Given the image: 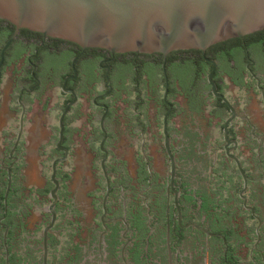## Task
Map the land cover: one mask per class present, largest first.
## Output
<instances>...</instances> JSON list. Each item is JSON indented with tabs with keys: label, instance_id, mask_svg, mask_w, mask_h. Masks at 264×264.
<instances>
[{
	"label": "flooded vegetation",
	"instance_id": "flooded-vegetation-1",
	"mask_svg": "<svg viewBox=\"0 0 264 264\" xmlns=\"http://www.w3.org/2000/svg\"><path fill=\"white\" fill-rule=\"evenodd\" d=\"M7 24H0V49L14 31L13 26L9 24L11 29ZM9 29L11 34L5 41L4 32ZM236 39L239 40L237 49L232 48L235 43L231 40L235 39H231L222 42L226 45L222 50L210 51L207 56L205 51L203 56L200 53L203 65L193 68L190 63L195 56L182 55L168 66H165L166 56L158 67L155 57H147L152 55L81 49L18 30L4 50L0 65V80L7 75L11 89L9 119L16 123L11 132L2 134L0 144V264H264V196L260 197L264 182H246L242 195L250 210H245L238 196L242 181L236 179L240 182L237 193L240 202L233 205L234 208L230 206V210L229 198L218 197L222 190H227L229 181L213 173L218 151H222L225 163L234 165L227 154L238 159L235 153L240 149L248 155L249 170L254 171L245 170L238 159L246 176L264 178V29ZM181 59L185 65L181 64ZM210 73L215 92L234 110V117L226 126V137L234 141L235 146L224 144L222 140L223 123L231 113L219 98L211 95L207 83ZM53 89L58 91L60 109L54 137L51 131L48 138L55 152L50 166L56 160H64L55 163L54 177L58 183L52 209L55 217L45 233L43 252L42 232L51 218L48 211L52 204L49 197L53 189L51 168L47 177L51 186L45 193L47 199L43 201L45 196L41 193L34 194L32 204L39 212L32 226H25L24 220L29 214L21 209L26 196H22L20 185L22 136L23 124L32 106H39L46 92ZM233 89L242 92L247 100L256 99L257 103L250 106L244 101L238 108L235 99L226 96ZM177 99L181 101L175 103ZM125 100H131V114L122 127L127 136L140 140L149 133L156 142L155 153L161 159L162 176L150 171L149 158L143 155L142 140L134 155V177L124 181L119 163L108 160V144L118 132L116 106L118 102L124 104L125 113L129 109ZM81 102L85 103L83 114L79 112ZM143 108L152 111L150 122L144 119ZM63 112L62 139L58 143V119ZM181 115L188 122H182ZM194 115L200 126L193 121ZM79 116L85 119L83 125L89 126V138L84 144L91 147L90 143L97 142L94 153L102 154L99 164L104 157L100 146L106 152L104 168L108 191L100 171L102 189L85 195L89 206L86 214L71 210L69 217L74 222L66 221L60 226L57 222L69 208L60 195L65 175L60 169L70 156L73 137L79 136V131L76 133L69 128ZM163 121L174 160L173 177L163 148ZM199 127L205 133L199 132ZM212 131L219 132V143L207 138ZM190 150L193 155L179 158ZM38 152L40 155L42 146ZM191 166L194 171H190ZM251 186L254 190H249ZM97 191H101L99 196H95ZM42 202L46 205L44 209L40 208ZM88 212L89 224H81L79 220H85ZM248 221L253 226L246 225ZM61 237L66 238V242L58 251Z\"/></svg>",
	"mask_w": 264,
	"mask_h": 264
},
{
	"label": "water",
	"instance_id": "water-1",
	"mask_svg": "<svg viewBox=\"0 0 264 264\" xmlns=\"http://www.w3.org/2000/svg\"><path fill=\"white\" fill-rule=\"evenodd\" d=\"M0 20L14 28L0 49V65L4 50L20 29L68 42L81 49H102L110 54H159L164 59L169 53L178 51L194 50L203 56L210 46L263 30L264 0H0ZM204 60L214 65V62ZM161 69L164 71V62ZM210 76L211 73L207 77V83L211 95L219 98L231 113L223 123L222 140L224 144L235 146L236 143L226 137V126L234 117V110L215 92ZM64 112L58 119V143L62 139L61 122ZM101 125L102 121L100 127ZM20 132L21 121L18 135ZM163 148L169 159L170 175L173 177L174 160L168 148L164 121ZM100 151L104 157L99 166L107 192L108 178L104 168L106 152L101 146ZM227 157L234 163L242 181L238 196L242 200L243 208L250 210L245 206L246 199L242 195L246 182H264V178L249 179L238 159L229 154ZM61 160L64 158L52 162L50 166L53 189L49 192L52 204L48 206V211L51 218L42 232L43 252L45 233L55 217L52 210L58 187L54 177L55 163Z\"/></svg>",
	"mask_w": 264,
	"mask_h": 264
},
{
	"label": "rangeland",
	"instance_id": "rangeland-1",
	"mask_svg": "<svg viewBox=\"0 0 264 264\" xmlns=\"http://www.w3.org/2000/svg\"><path fill=\"white\" fill-rule=\"evenodd\" d=\"M6 73V72H5ZM5 75L0 80V144L2 134L5 132H11L12 129L15 127V122H10L9 117H11V113L9 112L10 105V97L9 93L11 91L9 87V81L5 78ZM201 92L200 90H198ZM226 96L232 97L233 101H235L236 106L240 108L242 102H246L248 105L252 106L257 103L256 99L247 100L246 96L242 92H237V90H231L226 93ZM59 98L57 89H53L49 92H46L44 95L45 99H49V102L53 104V108L55 107V111L52 113V118H46L44 111H36L31 112L27 115V121L23 124V136H22V143H23V150L24 153L22 157V166L20 169L21 180L20 185L23 189L22 196H24L21 209L26 211V214L29 216L24 220L25 226H32L34 221L36 220V216L38 215L39 210L37 207L33 206V198L34 194L37 192L39 195L40 193L45 196L47 190L51 188L49 182L47 181V177L50 173V160L54 156L55 152L51 149V143L48 142L49 132L51 128H55L57 124V117L59 114ZM237 99V100H236ZM126 103L128 102L129 109L124 113L123 109L125 108L124 104L117 103V114L118 124L116 130L118 131L112 140L111 143L108 144L109 147V154L108 160L110 163L112 161H116L119 163V173L120 176L124 181H127L128 178H132L135 176L134 174V165H135V157L134 155L137 153V147L139 143L144 146L143 148V155L149 158V169L151 172H156L159 176L163 175V168L161 165V159L158 154L155 153L156 150V142L150 137L149 133L144 134L142 139L140 140L138 137L135 136H127L124 128L122 127L123 121H126L127 115L131 114V100H125ZM181 100L177 99L174 102H180ZM183 103V101H182ZM180 103V104H182ZM80 113H85V103L81 102V106L79 108ZM143 117L146 121L150 122L153 119V114L151 110L142 109ZM194 122H196L199 126L201 125L197 117L194 115ZM184 115H181L182 122H188ZM177 119V118H176ZM84 117H78L72 124L73 129L79 130V136L73 137L74 143L70 144V156L68 157L67 163L63 166L60 171L62 174H65L67 180L63 184V188L60 190V195L62 198L66 199L67 205H69V210H65V214L61 219L57 222L60 226L66 224V221L72 224L74 221L70 220L69 211L76 210L77 212H82L86 214L88 210L87 199H85V195L88 193H92L96 191L98 188L101 189V184L97 185V182L100 180V170H99V158L97 153H94V150L97 148L96 143H90L87 146L86 141L89 138L88 131L89 126L83 125ZM192 121V119H191ZM92 126V124H91ZM203 128L199 127V132H204ZM112 133V132H111ZM205 133V132H204ZM157 138V137H156ZM159 138V137H158ZM210 142L212 143H219L220 142V135L218 131H212L211 134L207 137ZM96 139V138H95ZM42 146V152L39 155V149ZM1 150V145H0ZM218 160L216 162V169L223 171L225 177L229 181L227 184V190L220 193L222 199L229 198L228 206L237 205L239 202L236 200L235 191L237 190V186L240 182L236 181V177L234 175V165L231 163H225L224 159L222 158V151H218ZM241 162H243L244 169L254 173L253 170H249V164L246 162L248 159V155L243 150H238L235 155ZM220 157L222 159H220ZM91 167L93 169H91ZM190 171H194L193 166L190 167ZM39 171H41L42 175H39ZM194 172L191 173V175ZM99 190V189H98ZM249 190H254V187L251 186ZM31 197L28 198L27 196L30 195ZM101 191H97L95 196H99ZM127 195H125L126 198ZM264 196V192L260 193V197ZM40 199V198H39ZM47 196L42 200L45 201ZM41 201V200H40ZM35 205V204H34ZM45 202L40 204V208L45 207ZM230 207V210L232 209ZM234 208V207H233ZM30 210V212H27ZM73 213V212H72ZM75 214V212L73 213ZM89 212L86 216L85 220H79L81 224H89ZM69 220V221H68ZM77 222V221H76ZM76 224V223H75ZM246 225L253 226L252 222H246ZM66 228V227H65ZM65 230H68L67 228ZM64 230V231H65ZM66 232V231H65ZM66 238H60L58 243L57 250L59 251L62 248L63 244L66 242ZM65 247V245H64ZM58 254V252H57ZM56 254V255H57Z\"/></svg>",
	"mask_w": 264,
	"mask_h": 264
},
{
	"label": "trees",
	"instance_id": "trees-1",
	"mask_svg": "<svg viewBox=\"0 0 264 264\" xmlns=\"http://www.w3.org/2000/svg\"><path fill=\"white\" fill-rule=\"evenodd\" d=\"M2 23H6V22H4V21H1L0 20V24H2ZM8 25V27H11V26H9V24H7ZM11 29H12V27H11ZM27 31V30H26ZM11 34V30L9 29V31L7 30H5V32H4V35H5V41L7 40V38L9 37V35ZM38 35H40V34H38ZM232 41V43H235V44H232L231 46H234V47H232V48H235V49H237V42L239 41L238 39H235V40H231ZM66 43H68V42H66ZM69 44H71V43H69ZM71 45H73V44H71ZM225 46L226 45H224V44H222V43H218V44H215V45H213V46H210L209 48H207L206 50H205V56H207V54L211 51H213V50H222L223 48H225ZM182 55H192V56H195V60L194 61H192L190 64H191V66L193 67V66H197V65H203V61H202V58L200 57V52L199 51H194V50H191V51H178V52H171V53H169L168 55H167V57L165 58V66H168V65H170L171 63H172V61H173V59H175V58H179L180 56H182ZM147 57H155V60H156V62H155V64L159 67V65L161 64V61H162V57L159 55V54H152V56H147ZM183 60L184 59H181V64H184L185 65V63H183ZM185 62V61H184ZM194 68V67H193ZM200 72V71H199ZM204 72V71H203ZM198 77H200L199 76V73H198V75H197V79H198ZM217 101V103H219L218 102V100H216ZM219 105L220 106H222L223 107V104H221V103H219ZM97 155H98V158H101L102 157V154L100 153V152H97ZM190 155H193L192 154V152H191V150L189 151V154H187V155H184V156H181V157H179L180 159H183V158H188V157H190ZM222 158L224 159V157L222 156ZM221 157H220V159H222ZM243 172H245V170L243 169ZM215 175H216V177H225V174H224V172L222 171H220V170H218V169H215L214 170V172H213ZM234 175H235V177H236V179L237 180H240V177L237 175V173H236V170H235V168H234ZM100 180L97 182V185H102V180H101V176H100V178H99ZM67 180V177H66V175H64V178L62 179V181L63 182H65ZM217 183V182H216ZM237 186V190L235 191V196L237 197V193H238V191L240 190V183L238 184V185H236ZM101 189H102V186H101ZM219 191H221V189L219 188ZM218 195V194H217ZM218 197L219 198H221V196L220 195H218ZM236 200L238 201V202H240L239 201V199L238 198H236ZM221 203V201H219L218 202V204H220ZM201 208H204V206L202 205V207ZM228 239V238H227Z\"/></svg>",
	"mask_w": 264,
	"mask_h": 264
},
{
	"label": "crops",
	"instance_id": "crops-1",
	"mask_svg": "<svg viewBox=\"0 0 264 264\" xmlns=\"http://www.w3.org/2000/svg\"><path fill=\"white\" fill-rule=\"evenodd\" d=\"M60 109V108H59ZM44 111V113H45V116H46V118H52V113L55 111V107L53 108V104L52 103H50L49 102V100L47 101V100H41V102L39 103V106H32V109H31V111H30V113L31 112H36V111ZM29 113V114H30ZM59 115V114H58ZM58 118V117H57ZM27 120V119H26ZM69 123L67 122L66 123V125H68ZM72 127V124H70L69 125V128H71ZM56 129V128H55ZM51 131H52V137H54L53 136V128H51L50 129V132H49V137H51ZM74 131L76 132V133H78V129H74ZM48 137V138H49ZM52 159V158H51ZM50 162H51V160H50ZM41 171H39V173H40ZM50 174V173H49ZM39 175H42V173L41 174H39ZM48 180V179H47ZM28 198H30L31 197V193H30V195H28L27 196Z\"/></svg>",
	"mask_w": 264,
	"mask_h": 264
}]
</instances>
